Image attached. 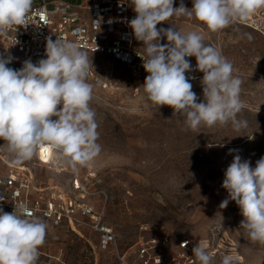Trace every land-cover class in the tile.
Instances as JSON below:
<instances>
[{
  "label": "rangeland",
  "instance_id": "1",
  "mask_svg": "<svg viewBox=\"0 0 264 264\" xmlns=\"http://www.w3.org/2000/svg\"><path fill=\"white\" fill-rule=\"evenodd\" d=\"M183 2L192 7V0ZM179 4L180 0H174V7ZM171 27L182 34L202 33L204 42L233 64L234 75L242 80L240 96L246 104L237 118L246 120L247 127L236 130L229 122L225 126L201 125L193 131L171 107L157 110L146 101L145 70L134 71L109 56L88 55L107 86H94L90 101L101 151L88 165L79 167L77 176L89 189L87 200L100 214L102 224L112 229L115 240L104 246L87 218L77 216L72 223L59 226L47 222L49 229L37 264H139L137 244L152 236L167 238L166 253L181 239H189L194 247L209 244L222 252L215 254L212 264H220L226 253L236 258V264H264V244L252 242L240 228L243 217L236 202L230 200L225 209L219 208L228 197L222 182L234 155L250 160L252 167L264 156V40L238 22L218 32L183 16L157 25L158 29ZM160 42L168 41L163 37ZM134 46L143 51V42L136 41ZM10 55L14 69L27 60L15 52ZM202 76L197 71L190 80L197 102L204 100ZM3 143L0 139V145ZM229 149L238 153L230 154ZM38 151L45 158L50 147ZM38 151L32 159L13 165L0 147V176L23 169L42 187L72 188L71 166L55 150L48 162H41Z\"/></svg>",
  "mask_w": 264,
  "mask_h": 264
},
{
  "label": "clouds",
  "instance_id": "2",
  "mask_svg": "<svg viewBox=\"0 0 264 264\" xmlns=\"http://www.w3.org/2000/svg\"><path fill=\"white\" fill-rule=\"evenodd\" d=\"M33 0H0V35L17 26H27ZM135 17L129 22L137 41L143 42V90L146 101L157 110L169 106L173 114L184 117L193 131L201 125L225 126L236 130L247 127L238 114L246 107L241 99L242 80L234 75L233 64L222 53L204 42L196 31L182 34L174 27L157 28L172 17L195 19L210 32L246 21L264 7V0H192V7L180 0H130ZM167 38L168 43L161 44ZM248 39L253 37L248 34ZM7 49V48H6ZM186 57H195L196 70L203 73L204 100L198 101L186 73L193 67ZM14 57L0 54V147L11 163L19 165L34 157L47 145L72 168L88 165L101 151L96 113L90 107L93 85L88 83L92 61L70 40L51 38L46 42V59L23 62L20 69L8 67ZM194 79V77H192ZM60 106V107H58ZM56 117V119H53ZM238 153L229 149V153ZM222 187L228 197L219 205L225 209L235 201L244 229L252 242L264 244V156L255 167L251 161L234 155L224 172ZM221 218L222 215L219 213ZM49 225L29 210L25 202L12 212L0 208V264H37ZM193 254L199 264H212L213 257L197 244ZM220 264H236V258L224 254Z\"/></svg>",
  "mask_w": 264,
  "mask_h": 264
},
{
  "label": "built area",
  "instance_id": "3",
  "mask_svg": "<svg viewBox=\"0 0 264 264\" xmlns=\"http://www.w3.org/2000/svg\"><path fill=\"white\" fill-rule=\"evenodd\" d=\"M74 2L71 0H36L28 14L25 26H17L6 35H0V54L12 52L31 60L34 64L46 59V42L48 38H57L75 42L87 54L109 56L134 71L145 70L140 55L144 52L135 48L137 41L129 22L136 13L130 0H87ZM257 32L264 40V7L250 15L246 21L238 22ZM168 43V42H167ZM7 48V49H6ZM193 71L186 73L192 79L196 77V60L186 57ZM8 67L14 68V62ZM88 83L94 86H107L93 68H90ZM53 149L42 158L48 162ZM72 188L65 189L57 185L40 186L28 170L20 169L0 176V208L12 212L14 205L25 202L29 210L46 222L61 224L72 223L77 216L87 218L94 230L100 233V241L104 246L115 240L110 227L102 224L101 216L87 200L88 188L80 183L77 171H73ZM168 247L167 238L152 236L146 241H139L136 248L139 264H198L193 254L189 239H181L172 251H164ZM206 251L212 257L220 252L218 248L205 244ZM222 253V252H220Z\"/></svg>",
  "mask_w": 264,
  "mask_h": 264
},
{
  "label": "crops",
  "instance_id": "4",
  "mask_svg": "<svg viewBox=\"0 0 264 264\" xmlns=\"http://www.w3.org/2000/svg\"><path fill=\"white\" fill-rule=\"evenodd\" d=\"M87 55H95V54H87ZM48 224H51V225H56V224H52V223H49L48 222ZM56 226H59V224L58 225H56ZM100 235V234H99Z\"/></svg>",
  "mask_w": 264,
  "mask_h": 264
}]
</instances>
